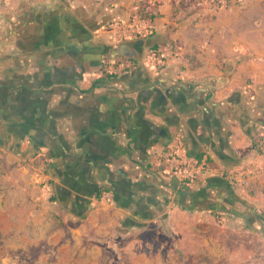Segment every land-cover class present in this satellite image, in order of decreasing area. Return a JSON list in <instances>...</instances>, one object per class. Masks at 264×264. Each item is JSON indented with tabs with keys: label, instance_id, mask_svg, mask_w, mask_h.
<instances>
[{
	"label": "crops",
	"instance_id": "obj_1",
	"mask_svg": "<svg viewBox=\"0 0 264 264\" xmlns=\"http://www.w3.org/2000/svg\"><path fill=\"white\" fill-rule=\"evenodd\" d=\"M121 43L136 56L105 59ZM260 135L264 0H0V165L40 173L75 244L94 213L131 226L221 206L240 189L219 169L249 168ZM171 149L213 169L182 190Z\"/></svg>",
	"mask_w": 264,
	"mask_h": 264
},
{
	"label": "rangeland",
	"instance_id": "obj_2",
	"mask_svg": "<svg viewBox=\"0 0 264 264\" xmlns=\"http://www.w3.org/2000/svg\"><path fill=\"white\" fill-rule=\"evenodd\" d=\"M262 148L249 168H230L240 177L234 182L240 189L235 196L243 201L237 202L239 211L178 207L131 226L117 224L110 210L94 213L101 217L88 224L80 246L72 229L79 223L40 173L0 165V210L8 217L0 223V264H264Z\"/></svg>",
	"mask_w": 264,
	"mask_h": 264
},
{
	"label": "built area",
	"instance_id": "obj_3",
	"mask_svg": "<svg viewBox=\"0 0 264 264\" xmlns=\"http://www.w3.org/2000/svg\"><path fill=\"white\" fill-rule=\"evenodd\" d=\"M151 4H156L163 2L164 0H148ZM198 1V0H196ZM214 1L219 4L226 5L231 1L236 0H206ZM118 24V23H117ZM116 24V25H117ZM148 57L152 60H161L163 55L160 51L152 49L149 51ZM115 65L109 63L107 66L108 72H113ZM260 145L264 147V135L260 137ZM170 159L173 161V166L171 168V176L176 177L182 187L190 188L197 180L201 179L207 172L213 169L212 161L207 153H204L201 157L196 158L192 161L182 160L178 156V149H171L169 153ZM234 169H219V173L230 180L235 182L240 180L239 176L234 173Z\"/></svg>",
	"mask_w": 264,
	"mask_h": 264
},
{
	"label": "water",
	"instance_id": "obj_4",
	"mask_svg": "<svg viewBox=\"0 0 264 264\" xmlns=\"http://www.w3.org/2000/svg\"><path fill=\"white\" fill-rule=\"evenodd\" d=\"M138 43H140V40L136 42L137 45H138ZM137 51L138 50H136V47H134V48L130 47L128 43L127 44L121 43V44L117 45L116 47H114L109 54H106L105 59L112 60L114 57H116L118 55L135 57ZM169 96H170V94H168V97Z\"/></svg>",
	"mask_w": 264,
	"mask_h": 264
},
{
	"label": "flooded vegetation",
	"instance_id": "obj_5",
	"mask_svg": "<svg viewBox=\"0 0 264 264\" xmlns=\"http://www.w3.org/2000/svg\"><path fill=\"white\" fill-rule=\"evenodd\" d=\"M106 65V63H103L102 67H104ZM230 199L227 202H222L221 206H216V208H220V209H232L234 211H239L240 209H238V203L242 204L243 201H241L238 198L233 197L232 195H230L229 197ZM238 202V203H237Z\"/></svg>",
	"mask_w": 264,
	"mask_h": 264
},
{
	"label": "trees",
	"instance_id": "obj_6",
	"mask_svg": "<svg viewBox=\"0 0 264 264\" xmlns=\"http://www.w3.org/2000/svg\"><path fill=\"white\" fill-rule=\"evenodd\" d=\"M141 12H142V16L143 17H145V18H149V19H152V17H153V14H150V13H148V12H145V13H143V11L141 10ZM149 16V17H148ZM260 144V143H259ZM254 145H255V143H254ZM260 147H261V145H259ZM259 147V148H260ZM181 189L182 190H188V188H186V187H181ZM236 198H238L237 196H235Z\"/></svg>",
	"mask_w": 264,
	"mask_h": 264
}]
</instances>
